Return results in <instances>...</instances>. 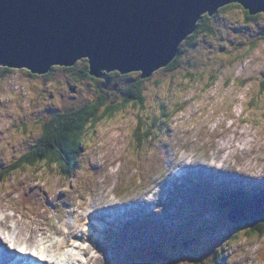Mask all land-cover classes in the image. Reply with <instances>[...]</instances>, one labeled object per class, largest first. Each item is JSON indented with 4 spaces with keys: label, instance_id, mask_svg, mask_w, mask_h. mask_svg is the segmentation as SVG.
Instances as JSON below:
<instances>
[{
    "label": "rangeland",
    "instance_id": "374dc122",
    "mask_svg": "<svg viewBox=\"0 0 264 264\" xmlns=\"http://www.w3.org/2000/svg\"><path fill=\"white\" fill-rule=\"evenodd\" d=\"M201 23L211 28L212 33L198 30L190 41L182 44L174 69H160L151 78L142 79L143 104L130 103L112 117H102L84 142L85 149L72 178L60 177L57 165L41 164L22 166L0 185V224L13 215L11 218L16 219L21 235L16 237L18 245L29 239L37 240L43 232L47 238L52 237L55 231H61L51 229V225L63 228V221L68 218H73L75 223L78 216L82 223L84 210L94 203L113 202L131 208L140 193L167 180L171 170L188 158L192 159V165L206 163L209 168L214 167L209 166L213 159L223 160L227 156L229 166L218 168L219 174L236 170L248 177H262L264 184V13L249 18L246 10L235 3L212 17L204 16ZM83 67L77 64L73 70H67L57 66L47 76L24 68L1 69L0 171L38 142L43 125L53 115L96 100L92 95L100 90V81L85 76ZM138 74H130L131 79L116 78L129 84L136 78L140 80ZM76 85L81 92L79 97L69 89ZM106 98L109 104L124 100L119 91ZM163 106L166 108L161 122L164 132L156 133L153 138L162 147L146 151L145 147L153 141L143 145L135 139L137 121L149 124L151 118H159ZM102 112L103 108L99 114ZM224 144L231 147L223 148ZM195 175L203 176L205 181L198 195L197 184L193 180L195 190L189 189L190 181L186 177L184 189L174 187L177 199L170 201L167 194L161 197L160 207L154 209L159 215L146 211V217L135 221L162 223L163 228L133 229L127 232L129 239L125 241L123 237L119 239L121 235L114 237L110 246L117 242L112 249L114 252L119 249L120 253L114 256L107 250L111 264L128 256L131 244H137L144 256L154 259L158 257V253L153 255L154 251L169 249L177 254L178 264H264V237L259 238L257 232L250 236L248 229L251 232L253 226L242 222L236 227L224 219V208L219 205L225 202L227 196L222 195L227 190L213 183L227 179H214L203 173ZM166 185L173 187L171 180ZM215 188L219 201H223L219 205L210 200ZM250 192V189L244 191ZM81 194L89 201L83 200L80 205L77 196ZM67 200L72 207L64 206ZM78 206L81 210L75 217L74 208ZM30 213L33 216L29 223L17 218L23 219ZM165 213L166 219L160 215ZM187 216L191 217L190 221H186ZM76 228L73 231L77 237ZM184 239L187 244L194 242L182 248ZM148 240L154 241L156 247L141 246ZM125 248L126 254L122 255ZM218 251L219 259L214 257ZM102 256L103 261L98 264H107L109 261Z\"/></svg>",
    "mask_w": 264,
    "mask_h": 264
},
{
    "label": "water",
    "instance_id": "95a60500",
    "mask_svg": "<svg viewBox=\"0 0 264 264\" xmlns=\"http://www.w3.org/2000/svg\"><path fill=\"white\" fill-rule=\"evenodd\" d=\"M233 2L264 12V0H0V67L45 74L88 58L101 87L114 70L147 78L177 57L204 14ZM236 209L233 223L264 222V204Z\"/></svg>",
    "mask_w": 264,
    "mask_h": 264
},
{
    "label": "trees",
    "instance_id": "16d2710c",
    "mask_svg": "<svg viewBox=\"0 0 264 264\" xmlns=\"http://www.w3.org/2000/svg\"><path fill=\"white\" fill-rule=\"evenodd\" d=\"M225 8V7H224ZM249 18H255L257 15H251L249 11H246ZM207 16V15H206ZM205 16V17H206ZM209 17V16H207ZM198 30L208 31L209 34L212 33V29L204 26V23H199ZM178 58H176L170 65L164 68V70H171L177 66ZM73 67H66L70 70ZM9 71V68H5ZM142 80V79H141ZM143 81V80H142ZM142 81H137L131 83L121 94H123L124 100L120 101L119 104L108 103V100L105 96V92H101L99 98L89 105L73 109L67 112H62L59 114L53 115L45 124L43 125V134L39 138V141L27 151L22 157V163L27 167H35L37 165L46 164L50 166L52 164H57L63 168V171L71 174L81 158L83 149H85L84 142L93 133V129L101 121L103 116L110 115L111 117L127 107L130 103H135V105L143 104V90H142ZM118 90H116L117 92ZM103 108L104 111L102 114H99V110ZM166 115L165 106L162 107L159 118L150 119L149 124L144 125L143 121L140 120L137 126V137L142 140V137L147 138L151 137V134L156 132V126L161 127L160 123L163 120V117ZM159 119V120H158ZM18 163L16 166L12 167L7 174L13 172L19 168ZM248 201V197L244 196L239 199V196H228L223 202V205H219L224 208V211L232 209L234 206L245 203ZM224 213V214H225ZM253 225V233H256L259 236L264 235V223L254 224L247 222ZM141 253V252H140ZM220 256V255H219ZM264 257V255H262ZM142 260L144 259L143 253H141ZM134 262L140 260L137 257H132ZM148 260V259H147ZM151 261L157 264H175V261H172L170 258L153 260ZM198 262V261H197Z\"/></svg>",
    "mask_w": 264,
    "mask_h": 264
},
{
    "label": "bare ground",
    "instance_id": "6f19581e",
    "mask_svg": "<svg viewBox=\"0 0 264 264\" xmlns=\"http://www.w3.org/2000/svg\"><path fill=\"white\" fill-rule=\"evenodd\" d=\"M230 141V140H229ZM240 145V144H239ZM231 147V146H229ZM227 147V144L223 145V148H229ZM116 148V147H114ZM227 156H225V158L223 160H217V159H213V164L209 165V166H214L216 167L213 170V173L209 174V169L206 168V163H204V166L202 165V167L200 168L202 171V173L204 175H207L211 178H225L228 177L226 175H221L218 174V168L220 169L222 167V165H228L229 163L226 161ZM184 164V167L186 170L190 171L191 174H200L198 172L200 171H194L196 170L195 167L192 165V159L188 158L187 160H185V162L182 163H178L177 166H180ZM208 166V164H207ZM236 175L241 176V172L237 171ZM206 178V177H205ZM208 179V178H207ZM206 179V180H207ZM9 180V179H8ZM196 184L199 188H201L200 186V179L195 178ZM208 182V180H207ZM197 189V193L199 192V189ZM33 191V190H32ZM214 193V192H213ZM61 197H64L63 195ZM66 197V196H65ZM216 197V194L215 196ZM14 197H11V199H13ZM82 201L85 200L84 196L81 197ZM81 201V203H82ZM148 201L145 198H139L135 203H136V207H131L130 209H127V215L132 219V220H138L141 216V210H146L147 206H145V202ZM94 203V202H93ZM95 204V203H94ZM92 204V207L86 208L85 212V216L82 218V223L80 222V224L84 225L83 229H80V227L78 226V229L76 228V225L78 224V222L80 221V218L77 216V212H73V214H75V217L77 216V221L74 222H63V228H58L61 232H54L53 234H61L64 237L62 239H58L56 240L54 238V236L52 235V237L47 238L46 237V232L40 233L42 236L38 237L37 240L35 239H29V241L26 242H22L18 245V240L16 237L21 236L19 233V228L16 227L17 222L16 219L10 218L6 220V222L9 223V225H6L7 223H1L0 226L2 224L3 225V231L1 232L0 230V246L3 248V253L0 255V264H8V262H12L14 261V264H17V260H18V256L19 253L17 250H19V247H26L28 246L27 243L29 244V246H35L38 247L37 251L41 253L42 256H45V258L47 260H50V257L52 255V253H58L55 257L59 256L62 252H64V248H66L67 251H69V260L67 262H65L64 264H98L100 261H103V256L106 261H111L110 259V255H107V250H110V252L115 254H119L120 251L119 249H116L117 251L114 252V250L112 248L115 249V247L118 245L116 243H113L112 248H111V243L112 242H108L104 233L109 231L110 228H108L109 226H102L99 222H103L108 218L106 217V215L101 214L98 212L99 209H95L94 210V206L96 207V205ZM159 204V203H157ZM66 206H72V203L69 202L67 200V202L65 203ZM52 206V205H51ZM54 207V206H52ZM105 207H107L108 212H106L109 217L113 216V219H111L109 221V224L111 225V229H115L114 225L117 222L119 224L120 227H122V229H117L118 231L116 232H124L127 228V224L125 222V224H123L121 221L118 220V218H123V221H126V218L124 216H121L122 211H120V207L114 203H112V205H108ZM1 208V205H0ZM16 215V214H14ZM164 216L166 215L163 214ZM22 216H24L22 214ZM27 217V218H26ZM166 217V216H165ZM18 219H20L21 221H23L24 223H29V218L31 219V215H27L24 216L23 219L17 217ZM13 220V221H12ZM32 220V219H31ZM74 220V219H73ZM212 220V219H211ZM2 220H0L1 222ZM15 221V222H14ZM135 222H132V225ZM24 226V224H23ZM22 227V226H21ZM43 227V226H42ZM76 228L75 232H78V236L76 237V234L74 233L73 229ZM63 229V230H62ZM42 230V229H41ZM43 231V230H42ZM253 231V230H251ZM80 238H84V239H92V243L86 247H82V245L78 244H72L71 242H75L80 240ZM142 239H144V237H142ZM33 242V243H32ZM70 242V243H69ZM18 246V248H16ZM80 251V253L77 255L76 251ZM15 252V253H14ZM8 257H10L9 261H8ZM63 257H65V255H63ZM43 258V257H42ZM67 258V256H66ZM21 264H26L25 261L26 259H22L21 260ZM28 261V259H27ZM20 262H18L19 264ZM53 263H55V260H53ZM31 264V263H30ZM56 264V263H55Z\"/></svg>",
    "mask_w": 264,
    "mask_h": 264
},
{
    "label": "clouds",
    "instance_id": "9594fccd",
    "mask_svg": "<svg viewBox=\"0 0 264 264\" xmlns=\"http://www.w3.org/2000/svg\"><path fill=\"white\" fill-rule=\"evenodd\" d=\"M235 3H237V2H233V3H230V4H228V5H231V4H235ZM237 4H239V3H237ZM228 5H225L224 7H226V6H228ZM239 5H241V4H239ZM242 6V5H241ZM224 7H221L219 10H218V12L221 10V9H223ZM243 7V6H242ZM244 8V7H243ZM245 9V8H244ZM246 10V9H245ZM246 11H248V10H246ZM218 12H216L214 15H216ZM261 13H264V12H261ZM258 14H260V13H258ZM258 14H256V15H258ZM210 16L209 14H204L202 17H201V19L198 21V24H197V29L195 30V32H193L191 35H189L182 43H181V45H180V48H179V53H178V55H177V57L176 58H178L179 57V55H180V52H181V47H182V44L183 43H186V42H188V41H190V39L193 37V35L198 31V25H199V23L201 22V20H202V18L204 17V16ZM213 15V16H214ZM254 16V15H253ZM210 17H212V16H210ZM175 58V59H176ZM84 59H86V58H83V59H81V60H84ZM174 59V60H175ZM81 60H79L75 65H73V66H62V67H64V68H66V67H73L72 69H70V70H73L74 69V67L77 65V64H82V65H84V67H83V69H82V71H84L85 72V76H88V77H90L91 79H93L94 81H96L94 78H100V79H102L103 80V83H105V79L104 78H102V77H96L95 75H93V74H91L90 73V63H89V59L87 58V60H85V61H81ZM173 60V61H174ZM81 61V62H80ZM172 61V62H173ZM171 62V63H172ZM170 63V64H171ZM169 64V65H170ZM57 66H61V65H54L51 69H50V71L48 72V73H45V74H40V73H33L32 71H31V69H29V68H27V67H23L24 69H29L33 74H38L39 76H47V75H50L54 70H55V68L57 67ZM165 67H167V66H165ZM165 67H162V68H160V69H164ZM2 68H9L10 70H12V69H22V68H13V67H8V66H1L0 67V71H1V69ZM159 69V70H160ZM68 70V69H67ZM5 71H7V70H5ZM158 71V70H157ZM113 72H116V73H118V74H116V77L117 76H125L126 78H130L131 79V75L130 74H133V73H139L138 75H139V78H140V80H138L137 78H136V80L134 81V82H136V81H142L141 79H148V78H151V76L150 77H147V78H141V75H142V71H133V72H129V73H122L121 74V72L119 71V70H114V71H111V72H108L107 73V77H108V83H110V74L111 73H113ZM156 72V71H155ZM154 72V73H155ZM105 73H106V71H105ZM153 73V74H154ZM152 74V75H153ZM117 79V78H116ZM117 81L118 82H121L120 80H118L117 79ZM102 83V84H103ZM122 83V82H121ZM133 83V82H132ZM100 84H101V82H100ZM129 85H131V83H129V84H126V83H122V85H121V87H120V89L118 90L119 92H120V94H121V89L122 88H126L127 86H129ZM102 88V87H101ZM70 92L72 93V94H75V96H78L81 92H80V90H79V88H78V86L76 85V86H71L70 88ZM117 91V92H118ZM116 93V92H115ZM115 93H111V94H115ZM99 95H100V90H98V91H96V92H93V95L92 96H96V100L99 98ZM106 96H108L109 94H105ZM79 97V96H78ZM95 100V101H96ZM94 101V102H95ZM94 102H92V103H94ZM89 104H91V103H89ZM89 104H85V105H89ZM85 105H83V106H85ZM83 106H81V107H83ZM80 108V107H79ZM102 109V108H101ZM103 111H104V109H103ZM53 117V116H52ZM163 117V116H162ZM137 130V129H136ZM42 134H43V129H42ZM137 135V134H136ZM39 141V140H38ZM35 146V145H34ZM33 146V147H34ZM26 153V152H25ZM24 153V154H25ZM24 154H22L16 161H14V162H10L9 164H7L5 167H3V169H1V171H0V185H2V184H5L6 182H7V177H9L12 173H14V172H17L22 166H24V167H26L23 163H22V157L24 156ZM18 163H20L19 164V168L18 169H16V170H14L13 172H11V173H9V174H7V172L12 168V167H14V166H16ZM57 165V164H56ZM58 166V165H57ZM27 167H31V166H27ZM62 170L59 172V176L60 177H62V178H69L68 177V173H66V172H64L63 171V168L62 167H60ZM72 178V177H71ZM78 198H80L81 199V201H82V194H81V196H77ZM75 201V200H74ZM85 201H89V200H87V199H85ZM90 201H92V200H90ZM110 203H113V202H109V203H104V204H96L97 205V209H99L98 210V212L99 213H101L102 214V210H103V207H105V205L106 206H108L107 204H110ZM116 204V203H115ZM80 205H81V202H80ZM64 206L65 207H67L65 204H64ZM72 207V206H71ZM81 209L79 208V206L77 207V208H74V212H79ZM103 212H104V210H103ZM77 221V220H76ZM75 221V222H76ZM72 222H74V220H73V218H72ZM127 222V221H126ZM102 226H104L105 225V223L107 224V220L106 221H104L103 222V224H102V222H99ZM116 224H118V223H116ZM78 225H79V227H80V229H83L84 228V225H82V224H80L79 222H78ZM64 227V226H63ZM105 227V226H104ZM51 229H54V226H52L51 225V227H50ZM59 228H61V227H59ZM129 228H130V230H131V227L129 226ZM152 230H153V228H152ZM104 235H105V237H106V239H107V241L108 242H112L113 241V239H114V233L111 231V230H109V231H107V232H105L104 233ZM56 237V238H55ZM54 238L56 239V240H58V239H62L64 236L63 235H61V234H59V236H55ZM92 239H84V238H80V240H78V241H76V243L78 244H80V245H82V247H86V246H88V245H90L92 242ZM70 243V242H69ZM116 244H117V242H115ZM2 251V253H3V250H1ZM126 253H124V255H125ZM129 255L127 256H123V257H121V258H119L118 259V262L117 263H115V264H134V263H136V262H134V263H132L133 262V260H132V257H135V255H136V253H128ZM109 255V254H108ZM144 256V255H143ZM137 257L140 259V260H142V257H141V254H137ZM115 258V257H114ZM114 258H113V261H114ZM144 259H145V256H144ZM112 263V261H110L109 263H107V264H111ZM23 264V263H22Z\"/></svg>",
    "mask_w": 264,
    "mask_h": 264
},
{
    "label": "flooded vegetation",
    "instance_id": "af4514ba",
    "mask_svg": "<svg viewBox=\"0 0 264 264\" xmlns=\"http://www.w3.org/2000/svg\"><path fill=\"white\" fill-rule=\"evenodd\" d=\"M116 74H118V73L113 72V73L110 74V76H109V77H110V83H108V84L106 85V88H104V87L101 88L102 83H103V80H102V79H100V78H94L96 81H100V82H101V86H100V94H101V92H102V93L105 92L104 94H109V95H110L111 93H115L116 90H119V89H120L122 83L117 81V79H116ZM136 82H137V81H136ZM123 89H124V88H122L121 91H122ZM124 90H127V89L125 88ZM124 90H123V92H124ZM123 94H125V92H124ZM123 94H121V96H123ZM105 96H106V95H105Z\"/></svg>",
    "mask_w": 264,
    "mask_h": 264
},
{
    "label": "snow or ice",
    "instance_id": "6c2138e0",
    "mask_svg": "<svg viewBox=\"0 0 264 264\" xmlns=\"http://www.w3.org/2000/svg\"><path fill=\"white\" fill-rule=\"evenodd\" d=\"M19 251H21V252H24V251H25V249H20ZM33 254H35V253H33Z\"/></svg>",
    "mask_w": 264,
    "mask_h": 264
}]
</instances>
